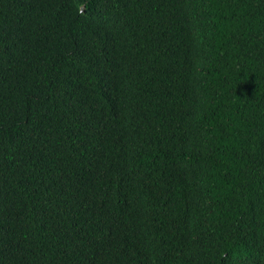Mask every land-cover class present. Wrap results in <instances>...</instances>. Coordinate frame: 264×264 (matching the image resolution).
<instances>
[{"label":"trees","instance_id":"1","mask_svg":"<svg viewBox=\"0 0 264 264\" xmlns=\"http://www.w3.org/2000/svg\"><path fill=\"white\" fill-rule=\"evenodd\" d=\"M0 264H264V0H0Z\"/></svg>","mask_w":264,"mask_h":264}]
</instances>
